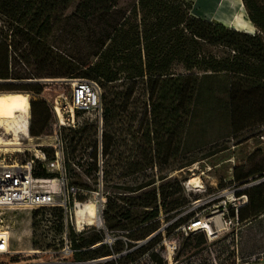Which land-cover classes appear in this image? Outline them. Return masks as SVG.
<instances>
[{
    "label": "trees",
    "instance_id": "trees-1",
    "mask_svg": "<svg viewBox=\"0 0 264 264\" xmlns=\"http://www.w3.org/2000/svg\"><path fill=\"white\" fill-rule=\"evenodd\" d=\"M101 1L0 0V80L64 78L77 73L80 78L98 82L102 87L108 128L104 134V153L119 161L122 177L136 176L156 165L169 166L172 160L203 147L205 142L192 147L189 142L201 111L202 123L213 122L218 116L235 134L256 126L258 123H251V120L258 112L263 115L259 123L264 122V98L252 96L259 88L257 83L264 86V80L257 79L258 82L250 78L251 86L246 87L238 83L230 90L229 101L220 100L217 94L224 91L215 90L214 83L223 79L220 82L224 84V78L230 77V73L245 80L246 76H242L245 72L241 69L244 63L238 61L232 65L227 59L202 56L206 44L226 47L240 54V58L260 61L264 69V47L259 37L194 17L191 14L193 6L187 14L182 11L181 4L174 5L168 0H140L141 21L138 22V13L134 18L126 17L114 28L113 34L105 37L95 53L99 58L97 63L87 69L80 59L50 44L51 37L74 6L71 14L74 20L86 21L108 14L99 13ZM243 2L251 21L264 29V23L253 13V0ZM135 18L137 21H133ZM152 18L156 21L152 22ZM126 25H130L128 30ZM180 66L182 70L178 71ZM28 91L40 93L42 87L40 84H0V92ZM137 96L143 99L141 107L133 101ZM216 99L221 102L217 108L214 107ZM37 105L35 103L33 109ZM43 114L46 112L40 116ZM124 115L127 124L119 120ZM137 126L138 131H134ZM43 130L38 131L34 124L31 125L34 135L42 134ZM122 149L125 151L121 152ZM125 152H128V158H125ZM258 173L261 172L238 176V181ZM167 186L139 187L134 196L110 198L106 219L109 230L119 233V238L114 247L102 245L90 249L104 240L101 235L76 244L79 250L88 249L78 252L76 261L117 256L119 259L104 264H128L150 253L156 264H168L164 257L161 208L166 214L165 221H172L165 228L167 237L179 230L177 235L182 249L177 252V257L183 255L182 250L201 251L213 247L220 252L224 243L235 242L234 233L213 241L205 231H189L186 235L182 228L188 229L193 222L200 221L199 216L195 211L188 212L189 202L184 198L182 201L180 198L169 199ZM243 195L248 196V203L241 206L237 214L233 209L230 217H238L239 223L246 225L264 215V182L236 193L238 198ZM141 241L148 242L139 247ZM158 244L161 250L152 253Z\"/></svg>",
    "mask_w": 264,
    "mask_h": 264
},
{
    "label": "rangeland",
    "instance_id": "rangeland-1",
    "mask_svg": "<svg viewBox=\"0 0 264 264\" xmlns=\"http://www.w3.org/2000/svg\"><path fill=\"white\" fill-rule=\"evenodd\" d=\"M168 1L174 5L181 4L182 11L187 14L190 13L189 8L195 3V0ZM252 5L255 17L261 23H264V0H253ZM74 7L70 9L68 16L51 37L50 44L63 53L80 59L81 63L87 65L86 69L97 63L99 58L95 56V53L99 51L105 37L113 34L114 28L120 26L126 17L134 18L135 13H138V22L141 21L140 0H102L98 5V11L100 14L104 12H108V14H102L86 21L72 19L71 14L75 9ZM245 14L251 21L247 9ZM133 21H137V18ZM154 21L156 20L152 18V22ZM253 25L255 27L253 33H244L257 35L264 47V29L258 27L255 23ZM129 27L130 25L125 26L127 30ZM202 56H213L217 60L227 59L232 65L238 63V61L244 63V66L240 68L245 72V74H242V76H246L244 78L245 80L241 81V77L236 76V73H230V77L224 78L226 80L224 84L220 82L223 79L214 83L213 88L215 90L224 91L217 94L220 100L225 99L229 101L231 95L230 90H234L238 83L246 87V85L251 86L252 80L250 78H254L258 82L259 80L257 79L264 80V69L262 68L261 62L251 58H240V54L236 53L233 49L206 44L203 48ZM177 69L178 71L182 70L181 66ZM66 78L74 79L80 77L79 74L74 73L64 78H43L40 80L42 81L40 84L42 91L40 93L27 92L31 95L33 101L31 103V125L34 124L35 129L38 131L44 128L43 133L45 132L52 118L51 110L57 106V103L60 106L68 107L72 87L61 82ZM257 86L259 88L253 92L252 96L264 98L263 84L261 86L260 83H257ZM139 99V96H137L133 100L137 102V107H141L143 103V99ZM214 101V107H219L221 102L218 99ZM35 103L38 105L33 109ZM41 111L46 112V114H43V117L40 116ZM201 112L198 114L200 116L199 122L193 129L194 132L189 142L191 147L202 142L206 144L201 148L191 151L183 158L179 157L172 160L169 166L156 165L154 169L150 168L136 176L133 175L124 178L122 177V171L118 170L120 166L119 161L117 162L112 156L107 155L105 156L106 162L103 184L99 183L98 177L94 172V167L97 166L95 163L90 165L86 164L81 170L71 166L72 177L78 185H81L86 190L87 194L84 198L87 202L93 201L95 204L103 205V200L106 199V209L109 199L114 198L115 195H130L131 197L134 196L135 190L139 187L152 185L159 188L164 184H168L166 190L168 189L169 199L180 198L182 201L184 198L189 202L188 212L195 211L200 220L209 221L210 226L215 232V234L213 233L214 236L209 235L212 241L227 235H233V233L235 234L233 236L235 242L232 243L229 240L224 243L222 245L223 250L220 252L213 247L201 251L193 250L186 252L182 250L181 253L183 255L177 257V252L179 249H182L180 237L177 235L179 230L171 233L170 238L167 237L168 233L165 231V228L172 221L169 223L165 221L166 214H164L163 208H161V229L164 231V243L166 247L164 257L168 264H264V215L252 220L246 225H241L238 217H230L233 209H236L237 214L238 209L249 201L247 195L238 198L236 197V193L251 189L264 182V122L259 123L263 115L259 112L256 115L254 114L251 123L258 124L245 129L241 133L235 134L230 128L226 127V123L218 116H215L216 119L213 122L207 121L202 123ZM119 120L125 121L126 124L128 123L126 115L119 118ZM107 131L108 128L106 127L105 120L104 132L106 133ZM134 131H138V126ZM96 136L97 133L94 129H88L83 134H76L73 131L67 130L64 132V137L68 139L69 145L72 144V147H74L75 144H82L75 147V149L71 147L70 150L74 156L88 151L89 147L94 150L95 154L97 152ZM122 151L125 150L122 149ZM125 153V158H128V152ZM115 158L117 159L118 157ZM256 172L261 173L243 181H238V176L245 177ZM190 181L194 183L189 184ZM172 193L173 195L176 193L175 196L172 197ZM160 204H162V201H160ZM38 228L37 220L29 215V212L23 211L17 215L13 219L14 235L12 249L25 251L29 248H36L38 246L36 240ZM197 230L205 231L204 229ZM182 231L186 235L189 231L193 232V230L189 228L185 229V227L182 228ZM98 235L104 236L99 227H93L82 234L75 244L85 243L87 240ZM118 235L119 233L111 231L110 240H117L119 238ZM122 238L124 241H127V238ZM147 242L141 241L139 247L145 245ZM81 250L85 251L88 249L82 248ZM154 250L160 251V245L155 246L152 253ZM113 257L114 259H119L117 256ZM101 259H106V257ZM22 260L26 261L25 258ZM5 262L6 257H1L0 264L15 263L13 261ZM128 264L156 263L153 261L150 253H146L142 257L134 259V261H129Z\"/></svg>",
    "mask_w": 264,
    "mask_h": 264
},
{
    "label": "built area",
    "instance_id": "built-area-1",
    "mask_svg": "<svg viewBox=\"0 0 264 264\" xmlns=\"http://www.w3.org/2000/svg\"><path fill=\"white\" fill-rule=\"evenodd\" d=\"M61 82L72 87L68 107L57 106L51 110L52 118L44 133H31L32 108L19 113L16 125L12 120L0 123V258L14 264H104L114 259L76 261L78 238L93 227H99L104 240L102 245L113 247L117 240H110L111 231L106 221V199L96 204L97 216H83L78 220V209L87 201L86 190L72 177L73 166L83 169L95 163L94 172L99 183L105 176L104 126L105 112L102 104V87L96 81L74 78ZM41 84L38 79L0 80V84ZM33 102V101H32ZM11 124L13 126H11ZM88 129L97 133V152L89 150L74 156L72 144L64 132L83 134ZM81 140V139H80ZM82 145L75 144L72 149ZM27 211L38 222L36 248L31 252L12 249L13 219ZM190 230L205 229L201 221L193 222ZM176 249V248H174ZM25 258L26 261L22 259Z\"/></svg>",
    "mask_w": 264,
    "mask_h": 264
},
{
    "label": "bare ground",
    "instance_id": "bare-ground-1",
    "mask_svg": "<svg viewBox=\"0 0 264 264\" xmlns=\"http://www.w3.org/2000/svg\"><path fill=\"white\" fill-rule=\"evenodd\" d=\"M246 9L242 0H223L221 2L219 18L220 21L227 27L253 33L255 27L253 23L246 16ZM32 97L26 92H0V123L12 120L16 125H21L18 120V114L29 112L32 108ZM11 126H13L11 124ZM194 183L190 181L189 184ZM78 220L81 221L83 216H97V207L93 201L85 203L78 209ZM205 225V231L208 235L214 233L209 221L200 220ZM28 248V247H27ZM31 248L25 252H31Z\"/></svg>",
    "mask_w": 264,
    "mask_h": 264
},
{
    "label": "crops",
    "instance_id": "crops-1",
    "mask_svg": "<svg viewBox=\"0 0 264 264\" xmlns=\"http://www.w3.org/2000/svg\"><path fill=\"white\" fill-rule=\"evenodd\" d=\"M222 1L223 0H195L192 9V15L194 16L195 14L194 17L206 21L222 23L219 18V11Z\"/></svg>",
    "mask_w": 264,
    "mask_h": 264
},
{
    "label": "water",
    "instance_id": "water-1",
    "mask_svg": "<svg viewBox=\"0 0 264 264\" xmlns=\"http://www.w3.org/2000/svg\"><path fill=\"white\" fill-rule=\"evenodd\" d=\"M157 234V233H156ZM214 234H215V232H214ZM214 234H211L212 236H214ZM153 236H155V235H153Z\"/></svg>",
    "mask_w": 264,
    "mask_h": 264
}]
</instances>
